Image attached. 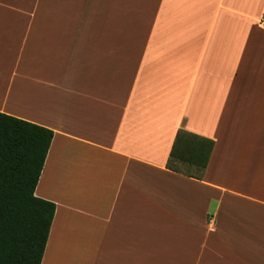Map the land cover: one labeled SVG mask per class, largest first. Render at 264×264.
I'll return each mask as SVG.
<instances>
[{
	"label": "crops",
	"instance_id": "crops-1",
	"mask_svg": "<svg viewBox=\"0 0 264 264\" xmlns=\"http://www.w3.org/2000/svg\"><path fill=\"white\" fill-rule=\"evenodd\" d=\"M263 17L264 0H0V112L54 132L41 264H264ZM180 130L214 141L201 178L167 167Z\"/></svg>",
	"mask_w": 264,
	"mask_h": 264
},
{
	"label": "trees",
	"instance_id": "trees-1",
	"mask_svg": "<svg viewBox=\"0 0 264 264\" xmlns=\"http://www.w3.org/2000/svg\"><path fill=\"white\" fill-rule=\"evenodd\" d=\"M53 136L47 127L0 112V264L42 263L56 204L35 190ZM213 147V140L180 130L167 167L201 178Z\"/></svg>",
	"mask_w": 264,
	"mask_h": 264
},
{
	"label": "built area",
	"instance_id": "built-area-1",
	"mask_svg": "<svg viewBox=\"0 0 264 264\" xmlns=\"http://www.w3.org/2000/svg\"><path fill=\"white\" fill-rule=\"evenodd\" d=\"M259 27L264 29V17L259 21Z\"/></svg>",
	"mask_w": 264,
	"mask_h": 264
}]
</instances>
